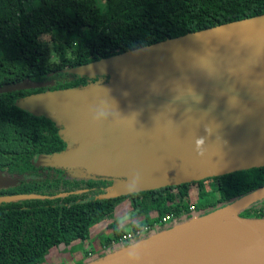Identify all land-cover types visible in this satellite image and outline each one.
Wrapping results in <instances>:
<instances>
[{"label":"trees","instance_id":"1","mask_svg":"<svg viewBox=\"0 0 264 264\" xmlns=\"http://www.w3.org/2000/svg\"><path fill=\"white\" fill-rule=\"evenodd\" d=\"M259 17L264 0H0V86L24 79L47 83L0 93V171L17 181L0 188V196H41L0 203V264H41L54 247L85 242L91 226L113 215L123 201L130 202L135 220L129 230L109 224L112 238L103 247L162 224L165 217L191 223L264 191V167L149 190L128 187V176L83 166L72 168L77 177H66L64 169L36 165L35 157L77 145L67 142L52 114L17 104L43 89L111 90L126 70L103 72L89 82H51L64 69L101 65L145 46ZM44 35L49 41L40 40ZM52 53L58 62H50ZM235 214L264 220V194Z\"/></svg>","mask_w":264,"mask_h":264},{"label":"water","instance_id":"2","mask_svg":"<svg viewBox=\"0 0 264 264\" xmlns=\"http://www.w3.org/2000/svg\"><path fill=\"white\" fill-rule=\"evenodd\" d=\"M263 31L264 17L247 19L109 60L122 63L117 70L109 71L129 69L136 73L145 69L148 73L132 88L114 87L89 95L98 132L108 143L97 159L96 171L128 176V187L149 190L264 167V43L256 40ZM46 84L24 79L0 86V93ZM16 183L0 171V188ZM263 193L230 205H235L234 217L264 221L235 214L239 206ZM40 197L0 196V203ZM215 213L96 264L109 262Z\"/></svg>","mask_w":264,"mask_h":264},{"label":"rangeland","instance_id":"3","mask_svg":"<svg viewBox=\"0 0 264 264\" xmlns=\"http://www.w3.org/2000/svg\"><path fill=\"white\" fill-rule=\"evenodd\" d=\"M40 40L49 41V35L41 36ZM256 40L264 43V31L256 37ZM66 53L69 58L72 57V49H67ZM50 62H58L54 53L51 55ZM121 66L122 63L115 60L87 68L64 69L57 76L58 78L53 79L51 83L53 84L55 81L68 82L76 79L89 82L91 79L99 78L103 72L117 70ZM127 70L124 79L116 86L118 89L132 88L148 73L145 69L142 72L136 71V73ZM89 95H91V91H82L80 87L67 90L43 89L40 92L31 91L29 95L17 100L18 105L32 113L52 114L61 126L60 130H62L63 135L68 137L67 142L77 145L75 149H70L64 153L38 155L35 157L36 165L45 168L64 169L67 172L64 176L69 178L78 176L72 169L74 167L83 166L90 171L97 169V159L106 150L108 143L106 138L98 132L96 115L88 104ZM129 212L130 202L123 201L116 206L113 215L91 226L88 240L85 242L75 241L70 245H59L52 248L41 264H96L187 224L186 218H168L166 222L154 224L152 228L142 231L139 235L103 247L104 240L112 238L111 230L107 229L109 224H113L116 229L121 227L126 230L130 229L129 221L134 222L135 219H131ZM262 232L261 234H264V231Z\"/></svg>","mask_w":264,"mask_h":264},{"label":"bare ground","instance_id":"4","mask_svg":"<svg viewBox=\"0 0 264 264\" xmlns=\"http://www.w3.org/2000/svg\"><path fill=\"white\" fill-rule=\"evenodd\" d=\"M234 207L104 264H264V221L238 220Z\"/></svg>","mask_w":264,"mask_h":264},{"label":"built area","instance_id":"5","mask_svg":"<svg viewBox=\"0 0 264 264\" xmlns=\"http://www.w3.org/2000/svg\"><path fill=\"white\" fill-rule=\"evenodd\" d=\"M193 208H194V207L191 206V207H190V210H193ZM167 220H168V217H165V218L162 219L161 222L164 223V222H166ZM135 235H138V233H136ZM133 236H134L133 234H127L126 236L123 237V239H124V240H126V239H130V238H132Z\"/></svg>","mask_w":264,"mask_h":264}]
</instances>
